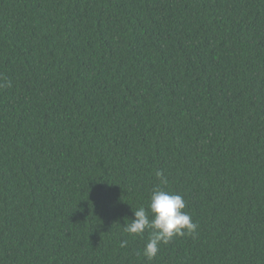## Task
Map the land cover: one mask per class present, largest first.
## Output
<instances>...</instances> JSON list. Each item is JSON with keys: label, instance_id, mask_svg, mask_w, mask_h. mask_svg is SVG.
Masks as SVG:
<instances>
[{"label": "trees", "instance_id": "obj_1", "mask_svg": "<svg viewBox=\"0 0 264 264\" xmlns=\"http://www.w3.org/2000/svg\"><path fill=\"white\" fill-rule=\"evenodd\" d=\"M0 264H264V0H0Z\"/></svg>", "mask_w": 264, "mask_h": 264}, {"label": "clouds", "instance_id": "obj_2", "mask_svg": "<svg viewBox=\"0 0 264 264\" xmlns=\"http://www.w3.org/2000/svg\"><path fill=\"white\" fill-rule=\"evenodd\" d=\"M155 175L160 183L152 189L148 208L140 206L133 210L134 218L122 226L133 236H143L148 232L143 255L149 261L158 255L162 243L167 244L176 236L191 235L198 228L189 213L184 211L186 201L183 196L166 190L169 181L163 172L157 171ZM125 245L126 241L121 242V247Z\"/></svg>", "mask_w": 264, "mask_h": 264}]
</instances>
